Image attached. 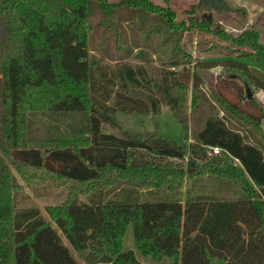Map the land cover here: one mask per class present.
Instances as JSON below:
<instances>
[{
  "label": "trees",
  "instance_id": "1",
  "mask_svg": "<svg viewBox=\"0 0 264 264\" xmlns=\"http://www.w3.org/2000/svg\"><path fill=\"white\" fill-rule=\"evenodd\" d=\"M199 6L234 11L226 0H199ZM125 18L133 31L171 41L173 57L150 70L145 61L112 65L92 52L98 26L121 46ZM175 18L170 6L152 0H0V264H78L60 232L87 264H145L137 252L174 264H264V141H249L238 125L256 133L264 110L247 99L245 85L229 81V96L224 90L215 96L223 115L210 113L188 147L159 133L123 131L116 117L119 111L158 115L167 105L187 128L181 116L190 96L193 111L203 106L197 69L211 65L194 60L182 41L192 26L212 28L213 18L203 15L188 29ZM151 22L156 25L148 29ZM216 28L215 34L247 48L225 65L264 91L260 32L246 28L233 36ZM125 52L142 59L141 49ZM203 165H213L210 171L242 194L196 193L183 203L157 191L175 187L186 173L204 172ZM13 169L27 180L44 173L93 186L84 190L87 200L71 196L47 207L55 228L39 207L18 205L21 186ZM129 227L136 250L124 247Z\"/></svg>",
  "mask_w": 264,
  "mask_h": 264
},
{
  "label": "rangeland",
  "instance_id": "2",
  "mask_svg": "<svg viewBox=\"0 0 264 264\" xmlns=\"http://www.w3.org/2000/svg\"><path fill=\"white\" fill-rule=\"evenodd\" d=\"M152 1L156 4L170 6L175 12L176 21H184L187 29L188 25L192 26L193 22L200 20L203 15L207 17L212 16L213 18L212 28H209V30L197 29L192 26L185 33L184 40L182 41L183 49L189 53L194 60H202V63L211 65L207 68L197 69L203 81L200 89L204 97L201 103L203 106L193 111L192 95L190 96L187 112L181 116L184 121H186L187 128H185L181 122L180 116L173 112L167 105H163L162 112L158 115L152 113H127L119 111L116 113V117L121 122V130L123 131L128 130L142 136H150L151 134L159 133L163 137L188 147L193 142L194 134L202 128L206 117L210 113L219 114L220 116L223 115V112L218 107L219 103L215 96L222 90H224L227 95L229 94V90L224 88L228 85L229 81L242 85H246L244 82L247 81L241 70L229 68L225 65L228 59L240 58L243 49L247 48L236 47L228 38L215 34L216 29H219L216 27L224 29L233 36L239 35L240 32L246 28H255L260 32L261 39L264 42V26L261 21L262 19H258L256 14H254L255 12L253 13L252 11L257 0H226L234 8V11H225L221 13L209 6H199V0ZM237 9H239V11ZM125 12L128 13V11ZM113 20L116 21L117 18L114 17ZM128 22L129 20L125 18L123 25H125L127 29L126 38L124 39L126 42H122L121 38H117L120 41V47H117L118 42L116 43L113 36L106 39L103 37L102 26L96 27L94 38L91 43L92 52L99 56H106L112 65L120 61H126L132 64L137 63V61H145V63L147 62L146 66L150 70H158L162 67V62H167L173 57L174 44L171 41L164 42L157 34L156 36L152 35L151 37H147V33L144 34L137 29L133 31V28H130L131 25L128 26ZM155 25L156 24L152 22L148 23V29L154 28ZM129 47L133 50L134 54L138 53L139 49H141L142 59L133 60L132 56L127 57V52L125 51L126 48ZM241 59L251 66H257L250 59ZM193 65L194 62L191 66ZM246 83L250 85L254 98L264 110V91L249 82ZM244 92L246 94L245 87ZM232 94L233 91L230 92V95ZM238 125L244 128H242V131L249 141L254 143L257 139H262L264 141V120L260 123L259 127L257 126L255 128L256 133L254 132V134L253 131L251 132L241 124ZM105 130L119 133L118 129L109 125L105 126ZM229 161L233 165L238 167L241 166L237 160ZM174 163L186 167V162L184 161L174 160ZM211 167L214 166L203 165L201 170L204 172H200L194 176L186 173L181 180H178L179 182H176L175 187H164L157 191L160 190L159 192L164 196L162 197L163 199L173 198L175 200H181L183 203L188 196L196 193L213 194L222 199H233L242 194L239 186L235 185L232 180H228L227 177H223L216 172H211ZM13 172L21 186L17 199L18 205L21 207H39L44 218L55 228L56 224L49 215L47 207L61 206L71 196L80 201L87 200V193L84 192V190H89L93 186L91 183L81 184L75 182L80 186L78 187L72 181L47 177L44 173H36L31 180H27L17 170L13 169ZM140 198L141 200H146L148 197L143 194ZM60 236L64 244L69 247L71 253L77 259L78 264H87L81 254L72 248L61 232ZM124 247L125 249L136 250L132 227H129L127 231ZM137 256L145 264H174V259L172 258H164L157 261L151 257H144L138 252Z\"/></svg>",
  "mask_w": 264,
  "mask_h": 264
},
{
  "label": "crops",
  "instance_id": "3",
  "mask_svg": "<svg viewBox=\"0 0 264 264\" xmlns=\"http://www.w3.org/2000/svg\"><path fill=\"white\" fill-rule=\"evenodd\" d=\"M261 1V2H260ZM257 0L256 5L253 7L252 11L256 14L258 19H262V24L264 26V0Z\"/></svg>",
  "mask_w": 264,
  "mask_h": 264
},
{
  "label": "water",
  "instance_id": "4",
  "mask_svg": "<svg viewBox=\"0 0 264 264\" xmlns=\"http://www.w3.org/2000/svg\"><path fill=\"white\" fill-rule=\"evenodd\" d=\"M245 90H246L247 99H252L254 97V94L249 84L245 85Z\"/></svg>",
  "mask_w": 264,
  "mask_h": 264
},
{
  "label": "built area",
  "instance_id": "5",
  "mask_svg": "<svg viewBox=\"0 0 264 264\" xmlns=\"http://www.w3.org/2000/svg\"><path fill=\"white\" fill-rule=\"evenodd\" d=\"M213 154H220L222 150L219 147H210L209 148Z\"/></svg>",
  "mask_w": 264,
  "mask_h": 264
}]
</instances>
